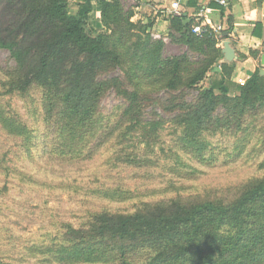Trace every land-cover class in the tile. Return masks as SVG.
<instances>
[{"label": "trees", "instance_id": "trees-1", "mask_svg": "<svg viewBox=\"0 0 264 264\" xmlns=\"http://www.w3.org/2000/svg\"><path fill=\"white\" fill-rule=\"evenodd\" d=\"M92 1L78 0L72 13L69 0H0V49L11 60L2 67L7 84L22 93L41 88L45 113L65 138L93 133L101 100L110 92L123 103L114 125L96 135L95 151L116 140L121 160L135 165L148 160L125 148L150 147L169 122L181 127L187 143L197 144L201 132L238 131L246 116L264 110L259 69L229 94L234 63L220 62L218 45L231 31L229 18L219 35L208 27L197 35L192 27L199 21L184 25L187 14L170 15L166 38L185 50L166 55L165 41L149 30L153 22H133V10L122 0H97L103 31L94 30L88 21ZM129 43L132 59H148L155 91H142L126 68L121 48L128 50ZM216 66L220 77L207 76ZM65 228L60 264L99 261L102 255L128 264L131 254L143 255V264H264V177L231 199L171 198L131 213H92L80 226Z\"/></svg>", "mask_w": 264, "mask_h": 264}, {"label": "rangeland", "instance_id": "rangeland-1", "mask_svg": "<svg viewBox=\"0 0 264 264\" xmlns=\"http://www.w3.org/2000/svg\"><path fill=\"white\" fill-rule=\"evenodd\" d=\"M76 2L69 0L71 12ZM123 2L126 7L131 0ZM130 43L128 50L121 48L128 58L126 68L142 91H155L158 86L150 84L148 59L136 54L132 59ZM183 50L167 39L163 54ZM7 63H11L9 53L0 49V260L4 264H60L57 250L67 245L62 237L65 227L80 226L92 213H131L171 198L231 199L245 184L264 177V110L246 116L238 131L201 132L197 144L187 143L181 127L169 122L150 147L138 143L125 148L148 160L135 165L121 160L116 140L95 151L96 135L114 125L122 97L108 93L94 117L93 133L72 141L47 117L41 88L26 93L10 90L2 69ZM110 260L102 255L99 261L75 264H117ZM127 260L143 264L145 259L131 254Z\"/></svg>", "mask_w": 264, "mask_h": 264}, {"label": "crops", "instance_id": "crops-1", "mask_svg": "<svg viewBox=\"0 0 264 264\" xmlns=\"http://www.w3.org/2000/svg\"><path fill=\"white\" fill-rule=\"evenodd\" d=\"M223 1L224 3L220 0H131L126 7L133 10L131 17L133 22L147 23L148 20L153 22L149 29L152 36L162 38L165 42L169 25L167 18L170 15L185 13L189 22L194 19L195 22L202 21L210 26H218L221 30L228 27L229 18L231 31L218 45L223 48V42L228 40L235 53L234 59L230 62H225L224 54L220 60L234 63L228 84L229 94H234L235 86L243 84L256 69L264 71V66L260 63V56L264 53V0ZM76 7L78 8L77 5ZM88 21L94 30L103 31L97 0L92 1ZM251 50L258 51V57L250 54ZM207 76L219 78L220 67L212 68ZM204 84L208 86L209 80L206 79Z\"/></svg>", "mask_w": 264, "mask_h": 264}, {"label": "water", "instance_id": "water-1", "mask_svg": "<svg viewBox=\"0 0 264 264\" xmlns=\"http://www.w3.org/2000/svg\"><path fill=\"white\" fill-rule=\"evenodd\" d=\"M189 22V19L186 18L183 20V24H187ZM227 35V32H224L223 36H226ZM222 53L224 54V60L225 62H230L234 59L235 57V53H234V50L232 49V47L230 46L229 44V41L228 40H225L223 42V48H222ZM260 63L261 65L264 66V53L260 56ZM261 74H264V71L261 70L260 71Z\"/></svg>", "mask_w": 264, "mask_h": 264}, {"label": "built area", "instance_id": "built-area-1", "mask_svg": "<svg viewBox=\"0 0 264 264\" xmlns=\"http://www.w3.org/2000/svg\"><path fill=\"white\" fill-rule=\"evenodd\" d=\"M220 2L224 3L223 0H220ZM206 27H208L213 33H215L217 35H219L220 32H221V28L220 27H218V26H216V27L210 26V25H208V24H206L205 22H202V21H199L197 24H195L192 27V31L194 33H196L197 35H201L207 30Z\"/></svg>", "mask_w": 264, "mask_h": 264}]
</instances>
